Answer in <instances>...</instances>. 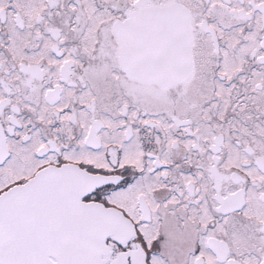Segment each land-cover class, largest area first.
Wrapping results in <instances>:
<instances>
[{
  "label": "snow or ice",
  "instance_id": "snow-or-ice-1",
  "mask_svg": "<svg viewBox=\"0 0 264 264\" xmlns=\"http://www.w3.org/2000/svg\"><path fill=\"white\" fill-rule=\"evenodd\" d=\"M0 264H264V0H0Z\"/></svg>",
  "mask_w": 264,
  "mask_h": 264
}]
</instances>
